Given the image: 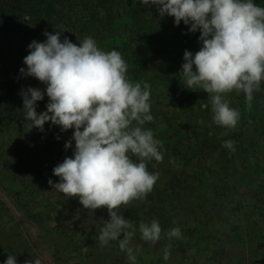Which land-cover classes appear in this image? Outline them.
<instances>
[{
    "label": "clouds",
    "instance_id": "obj_1",
    "mask_svg": "<svg viewBox=\"0 0 264 264\" xmlns=\"http://www.w3.org/2000/svg\"><path fill=\"white\" fill-rule=\"evenodd\" d=\"M143 6L156 5L161 17H174L189 32L200 31L202 47L193 54L184 52L179 76L189 90L199 87L209 94L215 124L235 128L240 113L229 106L224 95L232 91L246 95L251 108L253 93L264 81V7L254 0H140ZM63 32H45V42L33 41L24 58L27 70L20 69L46 85L47 110L37 114V101L44 99L40 89L28 88L23 109L31 127L43 131L46 122L62 131L74 129L73 157H66L53 173L59 183L49 184L66 197H78L85 209L106 208L110 220L104 221L98 237L101 246L118 241L130 264H136L131 241L136 228L117 210L133 201L144 200L153 190L159 173L148 170V162L163 161L162 142L151 129L142 126L153 121L150 114V84L131 82L128 66L117 50L103 51L92 37L78 45ZM207 107V105H204ZM234 142L224 147L234 150ZM71 140L65 149L71 148ZM138 162H134L132 157ZM142 240L155 244L161 239L157 220L141 222ZM121 234L123 238L121 239ZM169 240L180 238L179 227L166 233ZM169 243L163 259L170 258ZM5 264H17L9 255ZM25 264H41L40 259Z\"/></svg>",
    "mask_w": 264,
    "mask_h": 264
},
{
    "label": "rangeland",
    "instance_id": "obj_2",
    "mask_svg": "<svg viewBox=\"0 0 264 264\" xmlns=\"http://www.w3.org/2000/svg\"><path fill=\"white\" fill-rule=\"evenodd\" d=\"M117 41L123 43L125 35L117 37ZM175 62L182 71L185 61L177 58ZM21 79L29 81L27 76ZM224 99L239 111L240 119L235 128L219 126L223 133L243 130L245 137L247 129H264V103H258L254 94L251 108L242 92L232 91L225 94ZM150 104V114L155 118L151 130L154 138L162 142L163 161H150L151 170L159 173V178L144 200L133 201L117 210L136 228L130 245L136 250V264H264V171L254 169L249 174L248 169L256 155L263 158L264 138L253 142L258 151L248 157V165L234 159L230 149L223 146L208 102L212 113L208 115L211 130L204 128L208 135H201L206 148L201 161L208 162L212 173L208 176L211 186L202 189L193 173L174 165L169 140L176 132L167 122L168 118L175 117L174 112L178 115L175 120L178 129L181 127L177 134L183 144L181 148H189L195 129L186 128L185 122L195 111L183 106L173 108L152 95ZM30 127L31 122L18 121L0 132V264H5L9 255H16L17 264L36 259H40L41 264H130L127 253L119 249L118 241H111L107 246L99 243L104 221L110 220L107 209H85L78 197H66L48 182H60L53 169L61 163L59 157L65 154V144L71 140L72 147L75 146L74 129L61 131V138L52 141L40 129ZM142 127L146 129L147 122ZM216 140H221L222 145L217 146ZM242 158L246 160L245 155ZM22 168L29 170L30 179L31 170L36 175L30 185L35 205L30 212L17 192L23 188L18 178ZM218 182L226 186L225 195L217 199L220 204L212 199L213 193H219ZM228 182L230 186L235 185L233 195L231 189H227ZM250 193H259L261 200L257 205L244 206L242 200ZM160 197L170 201L165 208L154 210L153 204H157ZM234 197L240 202L237 212L231 211ZM26 200H31V193ZM153 220H157L162 229L161 239L155 244L142 240L139 232L141 222L150 224ZM55 225H59L58 228ZM175 227L181 230L177 242L166 236ZM86 240L90 245L79 248ZM169 243L172 245L170 258L164 260V248ZM208 243L213 247L205 248ZM56 248H60V252Z\"/></svg>",
    "mask_w": 264,
    "mask_h": 264
},
{
    "label": "trees",
    "instance_id": "obj_3",
    "mask_svg": "<svg viewBox=\"0 0 264 264\" xmlns=\"http://www.w3.org/2000/svg\"><path fill=\"white\" fill-rule=\"evenodd\" d=\"M254 3L264 7V0H254ZM188 28L189 26L183 21L176 26L174 17L167 14L161 17L156 5L143 6L140 0H0V132L18 121L31 122L26 119L21 94L30 87L45 93L44 99L37 101V114L47 110L49 98L46 95V85L31 76H27L29 81L21 79L26 76L20 72V69L27 70L24 58L29 54V45L33 41L45 42L47 40L45 32L51 34H55L56 31L63 32L60 36L61 42L67 37L77 45L85 37H92L99 49L106 52L119 51L128 66V79L133 83L150 84V93L156 97V100L173 108L183 106L187 110L195 111V114L187 116V121H184L186 128L195 129L189 148L187 146L181 148L183 144L177 135L181 130V127L178 129L176 122L178 115L173 111L175 117L168 118V126L176 132V135L174 133L169 140L171 158L176 167L193 173L195 182L200 184L202 189H208L211 186L208 178L211 167L208 162L201 161L206 153L205 139L201 135H208L206 132L208 130L204 128L211 130L208 117L212 114L211 109L204 106L210 102L209 94L199 87L190 90L185 87L179 76L181 72L178 68L179 64L175 62L177 58L183 59L186 50L195 54L202 47V42L199 40L200 31L193 33L189 32ZM121 35H125L123 43L117 41V37ZM253 94L258 103L261 101L264 103V81L261 82L260 91ZM154 124L153 121L147 122L146 129H152ZM216 129L223 143L228 140L234 142V150H229L234 159L242 160L247 165L248 157L253 153L257 154L258 151L253 142L257 138H264V129H257L258 131L247 129L248 134L245 137L246 132L243 130L223 133L224 130L219 125ZM61 131L59 126L46 122L42 134L47 139L55 141L61 138ZM155 137L158 138L157 135ZM222 141L218 140L217 146H221ZM74 150L75 146L65 149V154L59 157L61 163L66 157H73ZM243 155L246 160L242 158ZM133 160L138 162L137 159ZM151 164L149 161L147 166L153 173ZM248 169L249 174L254 169L264 171V153L263 158L256 155ZM18 175L23 188L17 192L27 212H30L35 207L34 191H31L30 185L36 175L31 170L30 179L29 170L23 168ZM226 184L233 195L235 185L230 186V182ZM216 187L221 191L213 193L212 199L220 204L221 201L217 199L225 195L226 186L218 182ZM30 193L31 200L28 201L26 197ZM245 197L242 200L244 206L257 205L261 200L259 193H250ZM169 201V198L160 197L157 204L155 202L153 204L154 210L165 208ZM232 203L231 211L237 212L240 202L234 197ZM50 218L54 220L53 216ZM57 226L59 225L54 227L58 228ZM177 241L175 238L174 242ZM84 244L79 245V248L86 244L90 245V242L86 240ZM56 245L57 242L53 244L54 247ZM212 245L208 243L205 248H211ZM56 250L60 252V248Z\"/></svg>",
    "mask_w": 264,
    "mask_h": 264
}]
</instances>
